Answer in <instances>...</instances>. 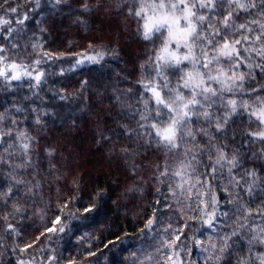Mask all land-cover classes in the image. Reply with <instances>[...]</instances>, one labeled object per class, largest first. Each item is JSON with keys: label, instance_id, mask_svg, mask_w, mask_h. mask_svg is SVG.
I'll return each mask as SVG.
<instances>
[{"label": "snow or ice", "instance_id": "1", "mask_svg": "<svg viewBox=\"0 0 264 264\" xmlns=\"http://www.w3.org/2000/svg\"><path fill=\"white\" fill-rule=\"evenodd\" d=\"M92 13L108 43L53 46L57 17L87 31ZM109 59L110 83H60L65 64ZM94 98L109 103L95 143L121 177L115 198L46 135ZM149 195L142 246L120 264H264V0H0V264H99L91 232L74 256L55 245L103 223L109 200L119 213ZM108 234L109 250L129 239Z\"/></svg>", "mask_w": 264, "mask_h": 264}, {"label": "trees", "instance_id": "2", "mask_svg": "<svg viewBox=\"0 0 264 264\" xmlns=\"http://www.w3.org/2000/svg\"><path fill=\"white\" fill-rule=\"evenodd\" d=\"M94 2V0H93ZM90 20V27L87 31L83 28H77L72 25L71 19L62 20L57 17L55 30L52 32L50 38L51 41H55V45L59 46L61 44L67 45L72 42L75 47L73 51H81L82 47H86L88 42L93 39V37L98 38L97 43H108L109 42V21L101 17L96 13L88 14L86 16ZM112 46L115 45V29H112ZM123 48L125 55H135V45L130 44L129 47L124 48L123 44L119 45ZM125 58L122 56V59ZM115 67L114 62L110 59L108 64L104 65H92L85 63L74 70H68V65L65 64L66 69L65 76L61 79L60 83H63L69 90L78 87L77 81L83 80L85 78L91 79L93 84L96 85L97 82L100 85L105 83H110L108 79L111 74V68L108 65ZM121 66H124L123 64ZM131 67V63L127 65ZM115 79V77H112ZM59 86V85H57ZM118 87L124 88L127 85H119ZM98 91H103L98 88ZM111 93L109 88L108 93ZM96 103L91 106V110L86 113H76V127L72 128L71 125V111L75 110L76 105L69 104L62 110V114L69 116L70 118L66 123H61L57 120L56 124L53 126L50 122V126L53 127V131L46 133L49 138L55 137L61 143V155L63 157L71 154L73 156V163L78 164V172L87 173L91 171L92 179L98 183L100 186L107 184L113 188V198L118 192V187L113 184V181L121 178L119 174L113 168L110 172L109 164L110 159L107 158V147L102 148L97 151V145L95 141L99 138L95 133L99 130L105 128L103 122V113L99 112V108L109 107L107 99H104L101 103L99 98H94ZM63 133H70V135L64 136ZM110 173V174H109ZM88 177L85 175V180ZM154 191V189H153ZM87 199V198H86ZM152 200V196L149 195L146 200H135L131 203L127 199L122 201V204H128V208H121L119 213H116L112 209V201L109 200L102 212L105 215L99 217L103 220V223H98L94 227L82 228L71 240L61 241L59 244L55 245L57 251L63 252V256L68 258L70 255H75L77 250L81 247L77 243V237L84 235V233L91 232L92 236L86 238L84 241V246L87 247L88 243L91 242L95 246L92 248L93 251L97 252V257L99 264H120L126 257H131L133 251L139 249L142 246L141 240L134 239L138 234L139 228L143 226L147 215H151V210L149 209L145 212V205H147ZM125 214L127 219H125ZM51 215V213H49ZM106 217H113L112 221H109ZM31 222V221H29ZM111 227H108V224ZM44 222L40 217H36L34 228L38 230H43ZM125 230L128 231L129 239H127L123 244H118L117 248L111 250L105 249L103 245L109 240H115V236L109 235V232H115L122 237L124 236ZM32 230H29L27 235H32ZM35 234H38L36 232ZM97 237H99V242H97ZM103 253V254H101Z\"/></svg>", "mask_w": 264, "mask_h": 264}]
</instances>
